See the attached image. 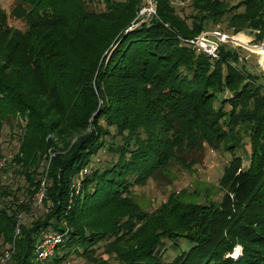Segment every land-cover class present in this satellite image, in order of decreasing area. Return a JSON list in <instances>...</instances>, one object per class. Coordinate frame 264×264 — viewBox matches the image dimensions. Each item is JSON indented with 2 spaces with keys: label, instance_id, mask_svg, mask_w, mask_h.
<instances>
[{
  "label": "trees",
  "instance_id": "1",
  "mask_svg": "<svg viewBox=\"0 0 264 264\" xmlns=\"http://www.w3.org/2000/svg\"><path fill=\"white\" fill-rule=\"evenodd\" d=\"M15 1L10 15L26 27L10 26L0 10V128L10 116L25 121L6 172L28 183L22 202L10 175L0 183V237L14 243L5 264H62L74 255L112 264L96 255L101 243L119 264H264V69L230 41L212 59L180 40L223 22L216 28L260 45L264 0H190L185 16L183 0H156V16L136 26L141 0ZM96 1L105 8H91ZM105 147L116 157L92 166L76 193L80 171ZM207 147L233 153L218 200L207 186L173 192L154 210L133 197L134 185L172 163L193 169ZM49 150L60 152L45 178L46 212L20 222ZM44 231L62 235L45 259L36 249ZM165 239L178 251L170 261Z\"/></svg>",
  "mask_w": 264,
  "mask_h": 264
},
{
  "label": "rangeland",
  "instance_id": "2",
  "mask_svg": "<svg viewBox=\"0 0 264 264\" xmlns=\"http://www.w3.org/2000/svg\"><path fill=\"white\" fill-rule=\"evenodd\" d=\"M142 3H143V0H141L139 6L137 7L136 14L138 12V9L141 7ZM16 4H17V1L15 0H0V10L6 11V15L8 16V23L10 26H13L14 28H23L24 30L26 27L25 20L22 19V17H16L13 15H10L12 13V10L16 6ZM179 4H180L179 13L181 14V16H185L187 13L188 14L193 13L192 7L190 5V0H183ZM89 5L91 6V8L93 7L96 10L105 8L104 3L102 1L100 2L96 1L95 4L90 3ZM214 26L225 29L224 28L225 23L223 22H221L218 25H214ZM235 40L238 44L242 43L240 44L241 46L239 47V51H241V53H243L244 56H247L249 63L253 67H255L258 71H260L261 69L263 70L264 61L261 57H264V54H261L260 52L263 51L262 45L264 43L260 44L259 46L250 44L251 37L248 36L247 33L243 31H240L239 33L236 34ZM247 41L249 42V45H247L248 44ZM254 46H257V47H254ZM94 116L95 114L92 115L91 120L93 119ZM6 120L7 121L2 122L1 124L2 127L0 128V150H1L0 158L6 156L9 153L15 154V152L18 151V148H19L18 138H20V135L22 133L21 124L25 122L23 119H21L20 121V119H17L15 117L13 118L12 116H10L9 119H6ZM91 128H92V124L91 126L87 128V132L90 131ZM54 136L55 135H53V133L50 132L46 138L47 139L54 138V140H57V138ZM107 139L109 142H113L115 140L118 142L120 141V137H117V139L115 140L111 137H107ZM245 151L247 152L246 149L239 150L237 151V154L242 155L246 159ZM58 152L60 151L54 152L52 150L51 151L49 150V157L47 158L45 157L46 160L44 163H46V167H45L46 172L44 174V178H42V182H41L40 187L38 188V191L31 198L32 210L30 213L23 212L19 214L21 217L20 222H31V220L37 218L40 214H43L44 212H46V208L43 205V198L45 196V192L47 189L46 188L47 179L45 178L47 177V173L50 167L51 157L53 156V154L55 155ZM232 156H233V153L231 151L229 152V151H223V150L221 151L212 150L210 147H207L205 149L204 157L202 161L192 165L193 169L187 170L182 165H180L179 162L172 163L169 167L168 172L164 176L157 178V179L150 178L147 184L144 186H140L138 184L134 185L132 187L133 197L136 198L138 202L141 205H143L145 208H148V210L149 209L154 210L158 208L161 204H163V202L166 201L169 195L173 192L186 190L187 192L190 193V191H193V190L195 191L196 189H199L201 193H204V192L206 193L204 187L206 188L207 186L208 188H210V192L208 195H215V199L218 200L220 196H222V193H220L221 191H219L217 187L218 182L224 172V168L226 164L230 161V158ZM114 157L116 156L110 153L107 147L102 149L98 155H95L93 158V162L91 163L92 165L80 171V175L78 176V180L76 181L78 189L75 190V192L76 193L79 192V189H80L79 180L80 182H82L81 177L85 173L91 171L92 166L101 167L105 165L106 161L108 160L110 161ZM43 169H44V166L41 170ZM9 175H10V179L9 180L7 179V181L11 182L13 193L15 194V196H17L19 201L21 202L24 201V199L27 197V194H25L26 192L25 188L28 183L27 180L24 179V176H21L19 174L16 175L15 173H13V171H11ZM4 178L2 180V183L3 184L8 183L4 181ZM18 187H20V190L17 189ZM12 195L13 194H11L9 197L6 198V201H8V203L12 201L13 199ZM202 200H204V197L202 198ZM49 233L52 235V238L53 237L58 238V235H61L57 231H53V232L49 231ZM180 244L185 249L188 248V244H186V241L185 242L180 241ZM171 245H172V242L170 240L165 239L164 248L166 252H165L164 258H166L168 261L173 259L178 252ZM12 246L14 247V243L11 245L8 243H4L3 238L0 237V264H5L6 261L9 259L12 251L8 249H10V247ZM102 246H103V243H101V246L97 248L96 255L99 258H102V259L104 258L112 262V264H119L118 263L119 261L116 258L110 256L112 254H107L104 252V249ZM239 246H240V250L237 251L235 247V250L233 252L234 255L237 257H240L242 254V247L241 245ZM52 252L54 253V248ZM7 254H9V257H7ZM62 264H99V263L89 262V261H86L85 257L83 256L78 257L74 255L68 258V260L64 261Z\"/></svg>",
  "mask_w": 264,
  "mask_h": 264
},
{
  "label": "built area",
  "instance_id": "3",
  "mask_svg": "<svg viewBox=\"0 0 264 264\" xmlns=\"http://www.w3.org/2000/svg\"><path fill=\"white\" fill-rule=\"evenodd\" d=\"M157 14V3L156 0H143L141 7L138 9L137 17L135 18L134 25H140L142 22L150 21ZM236 35L229 34L228 31H224L220 28H211L208 30H201L196 36L193 37H180L182 44H189L196 49L202 50L209 57L219 58L220 57V48L222 44L230 41L233 43L234 47L240 46L235 40ZM249 43V42H248ZM249 45V44H247ZM257 45V44H256ZM259 46V45H257ZM264 47V44L262 45ZM13 153H9L6 156L0 158V183L2 180L6 179V176L11 172H6L7 166H9L10 161L12 160ZM43 235L42 240L39 242L36 249H38L39 257L45 259L51 253H53V248L55 244L62 240V235H58L57 237H53L49 233V231H44L41 233ZM9 257V254H7ZM5 261V260H4Z\"/></svg>",
  "mask_w": 264,
  "mask_h": 264
},
{
  "label": "clouds",
  "instance_id": "4",
  "mask_svg": "<svg viewBox=\"0 0 264 264\" xmlns=\"http://www.w3.org/2000/svg\"><path fill=\"white\" fill-rule=\"evenodd\" d=\"M236 250H237V251L240 250V246H239V245L236 246Z\"/></svg>",
  "mask_w": 264,
  "mask_h": 264
},
{
  "label": "bare ground",
  "instance_id": "5",
  "mask_svg": "<svg viewBox=\"0 0 264 264\" xmlns=\"http://www.w3.org/2000/svg\"><path fill=\"white\" fill-rule=\"evenodd\" d=\"M263 49H264V47H263Z\"/></svg>",
  "mask_w": 264,
  "mask_h": 264
}]
</instances>
